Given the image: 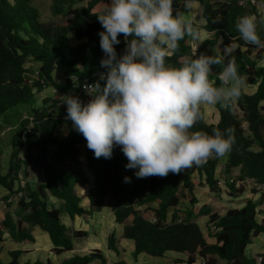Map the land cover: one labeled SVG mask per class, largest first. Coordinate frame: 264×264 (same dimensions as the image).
Here are the masks:
<instances>
[{
    "label": "trees",
    "instance_id": "obj_1",
    "mask_svg": "<svg viewBox=\"0 0 264 264\" xmlns=\"http://www.w3.org/2000/svg\"><path fill=\"white\" fill-rule=\"evenodd\" d=\"M108 1L53 0L52 14L68 18L66 25L53 29L39 22L40 12L30 5V0H0V119L18 106L31 108L30 115L20 121L12 137L5 174L0 167V187L9 192L7 197L0 199L6 208L0 220V250L5 234L15 242H34L26 228V225H34L49 235L55 255L71 252L73 242L61 222V211L48 208V197L61 200L63 210L74 218L100 212L105 198L113 195L116 222L124 226L123 238L134 242L135 259L141 254L164 257L167 252H178L188 256V264H194L198 259L203 264H220V261L224 264H264V252L252 258L246 253L253 238L264 232V224L258 222V206L264 203V190L259 189L264 185V48L246 44L239 38L235 27L238 18L245 14L262 15L264 0H256L259 7L251 0H193L201 7L206 21L204 29L214 35V39L199 45L196 56L215 45L221 48L222 54L225 46L234 45L231 58H234L238 72L246 77V86L231 109L215 105L219 114L217 124H207L203 119L190 131L212 135L214 128L221 131L229 127L234 129L235 144L232 151L224 155L227 159L223 175L227 180L228 194L232 197L243 194L248 188V180L256 184L253 192L260 193L258 201L248 200L242 208L229 209L223 215L213 213L206 206L199 210L198 215L208 216V225L214 227L211 236L215 243L207 241L200 225L193 219L197 197L191 175L198 172L205 177L199 186L205 185L211 192H219L216 170L221 157L213 155L205 164L193 165L186 173L137 178L135 172L138 169H126L128 160L120 146H114L110 159L96 158L87 147L86 139L66 118L67 108L56 112V100L49 105L45 99L42 107L33 108L35 96L45 89L52 88L58 94L71 93L76 85L92 78L102 68L100 62L104 52L98 33L104 29L95 9ZM181 2L183 0H173V9ZM70 34L83 42L71 45ZM257 34L264 42V24L258 23ZM118 39L120 43L114 48L119 57L126 50V41L123 34L118 35ZM187 41V36L179 41V50L166 58L167 64L180 67L183 58L192 54ZM213 55L215 53L207 56ZM28 64L32 66L28 67ZM57 65L64 68V83H57L54 79ZM211 67L210 79L219 86L222 66ZM99 82L105 83L103 80ZM62 125H67L69 130L63 139H59L56 132ZM82 154L94 177V187L87 194L88 210L82 207V199L76 190L78 185H86L88 178L81 170L65 169L67 163L79 166ZM236 169L239 175L233 178L232 172ZM31 170L42 171L46 177V182L37 190H33L29 183L21 186L23 180H28ZM125 177H130L131 182H125ZM230 178L235 179L234 183L228 181ZM236 181L241 182L239 187L235 186ZM185 190L191 196L187 205L182 201ZM12 197L18 198L16 213L10 210ZM151 216L157 221L151 222ZM84 236L86 233L82 231L74 234V238ZM109 249L119 254L114 234L109 237ZM22 254L19 250L11 251V261H0V264H30L21 263ZM258 259H261L260 263ZM96 260L108 264L99 249L86 255H75L60 264H90ZM114 264L127 263L119 261Z\"/></svg>",
    "mask_w": 264,
    "mask_h": 264
},
{
    "label": "clouds",
    "instance_id": "obj_2",
    "mask_svg": "<svg viewBox=\"0 0 264 264\" xmlns=\"http://www.w3.org/2000/svg\"><path fill=\"white\" fill-rule=\"evenodd\" d=\"M183 3L187 11L174 16L173 0H111L95 14L104 29L98 34L104 52L101 67L107 69L99 80L105 83L84 86L91 97L87 103L71 95L58 97L94 156L110 159L114 146H120L128 160L126 169H138L137 178L179 174L213 155L230 153L235 144L231 127L214 128L212 135L190 131L204 119L205 106L231 109L246 77L231 58L234 45L213 56H196L197 47L180 67L166 63L185 36L201 39L199 27L186 15L193 0ZM258 23L264 24V14H245L235 27L246 44L264 48ZM120 34L126 50L118 57L114 45L120 43ZM212 65L222 66L219 86L210 79ZM124 180L131 182L130 177Z\"/></svg>",
    "mask_w": 264,
    "mask_h": 264
},
{
    "label": "crops",
    "instance_id": "obj_3",
    "mask_svg": "<svg viewBox=\"0 0 264 264\" xmlns=\"http://www.w3.org/2000/svg\"><path fill=\"white\" fill-rule=\"evenodd\" d=\"M178 11L179 12L187 11L184 8L183 2L180 3L179 7L173 9V15L175 16ZM262 13L264 14V8L262 9ZM186 15L188 16V18H191L193 20L194 24L197 27H199L201 31L200 40H193L191 37L187 36L188 37L187 43L191 47V53L195 48L198 47L197 52H196V55H197L199 53V45L206 40L213 39L214 35L212 33L207 32L204 29L206 21L202 16L201 7L198 3H193L192 9ZM69 41L71 45L76 46V44L74 45L71 43L72 40H71L70 35H69ZM78 42L82 43L83 41H78ZM215 52H219V53L221 52V48L218 45H216L213 48H207L204 55H209ZM203 111L205 113L204 121L207 124H217L219 122V114L215 106H205ZM59 129H61L60 134L58 133ZM68 130L69 128L67 125H62L57 129L56 135L58 136L59 139H63L68 133ZM83 158H84V154H82L79 158V163H78L79 166L72 164V163H67L65 165V169L74 170V171L81 170L83 171L85 176L88 178V183L86 185H78L76 187L77 193L82 199V202H81L82 207L85 210H88L90 209V203L88 201L87 194H88V191L94 187V177L91 171L87 168L86 164L84 163ZM226 159H227V156H222L220 158V162L216 170L217 181H222L223 183L226 182V178L223 175V168L225 166ZM221 164H223L222 167L220 166ZM7 167H8V162L6 164V169ZM6 169L4 172L2 171L1 172L5 174ZM186 171L187 169L184 170V173H186ZM221 174L224 176L223 179L221 178ZM235 174L239 175L238 169L232 172L233 178H235L234 176ZM191 180L195 184L194 193L197 197V203L194 208L195 216L193 217V219L198 224L199 222L197 221V218H200V217L206 218V224H208V216L198 215L199 210L205 206L211 210L212 208L211 206L217 204L215 200L212 201V198L209 202V205H206L207 203L200 202V198H201L200 192L202 188H204V190H207V192L211 194L213 197L217 196L218 198H220L223 195L224 196L227 195L230 198H234L235 199L234 201H237V203L235 204H239L238 206L234 208H238V209L242 208L248 200L258 201L260 197V193L253 192V189H252L253 187L250 186V183L253 181H250V180L246 181V184L248 187L247 190L243 194L239 196H235V197H232L228 194L229 191L226 187L227 184H224L221 187H219V192L217 193L211 192L208 186H205V185L199 186L198 183L204 182L205 177L200 176L198 172H194L191 175ZM45 182H46V177L44 173L39 170H35V171L31 170L28 180L22 181V183L24 184L29 183L30 187L33 190H37L38 187L44 184ZM218 193H221V194H218ZM185 194L186 195L183 197L182 201L185 205H187L189 204V199L191 196H190L189 191L187 190H185ZM8 195H9V192L5 190L4 188L0 187V199H3L7 197ZM107 200L111 201V203L108 206L105 205ZM114 202H115V199L113 195H108L104 200L103 207L100 212L94 213L90 216L83 215V216H75L74 218H72L69 214H67L63 210V202L61 200L54 198L52 196H49L48 199L46 200L47 206L49 209H59L61 211V214H60L61 222L67 228V236L70 239H72L73 250L71 252H68V253H65L59 256L55 255L52 252L54 245L49 235L43 230H41L40 228H38L37 226L26 225L28 232L34 237L35 241L19 243V242L13 241L9 237L8 234H5L4 242L2 243L1 250H0V261L3 263L10 262L11 261L10 252L19 250L23 252V254L20 257L21 263L34 264L35 262H42L45 264H60L63 260L71 258L75 255H86L92 250L99 249L104 253V256L106 257L108 264H114L119 261H125L127 264H163V263L165 264H188L187 263L188 256L186 254L178 253V252H167L164 257H154V258L148 257L149 255L147 254H141L139 255L137 259H135L134 258V250H135L134 242L123 238L124 226L116 222L115 215L113 212ZM2 203L4 202L0 201V206L2 205ZM10 203H11L10 210L13 213H16L19 209L18 198L12 197V199L10 200ZM152 206L156 207V204H153ZM260 208L261 209L264 208V203L258 206V212ZM229 209H232V208H229ZM229 209L224 210L222 212H218L214 209L211 211L213 213H218L220 215H223ZM4 212L0 211V220L3 219ZM172 212L173 210H171L170 214ZM259 218H261L262 220L264 218V215L258 213V222L260 223ZM169 219H170V216H169ZM208 226L210 228L209 234L210 233L213 234L214 227L212 225H208ZM79 231L85 232L86 236H84L83 238H74L75 232H79ZM111 234H114L117 239V248L119 250V254L109 249V237ZM263 236H264V232L261 233L257 238H255L254 239L255 241L252 242L248 246L246 250L248 257L250 258L256 257L257 255L264 252V249H263L264 237ZM208 242L215 243V240L213 242H210V241ZM90 264H102V262L99 260H96V261L91 262ZM194 264H203V261L201 259H198ZM220 264H224V262L222 263L220 262Z\"/></svg>",
    "mask_w": 264,
    "mask_h": 264
},
{
    "label": "rangeland",
    "instance_id": "obj_4",
    "mask_svg": "<svg viewBox=\"0 0 264 264\" xmlns=\"http://www.w3.org/2000/svg\"><path fill=\"white\" fill-rule=\"evenodd\" d=\"M111 2V0H109L107 3H103L100 4L96 7L95 11L99 14L104 6L106 4H109ZM53 4V0H30V5L37 9L40 12V20L39 22L41 24H48L50 25L53 29L56 27H61L64 26L68 23V18L64 17V16H55L52 14L51 12V6ZM80 6V5H79ZM71 37V43L72 44H76L78 45L81 42H78L74 39V36L72 34H70ZM214 39V38H213ZM216 46V45H215ZM213 46V47H215ZM210 47V48H213ZM32 66V64H28V67ZM54 79L56 80L57 83H64L65 81V76H64V68H62L60 65H57L55 73H54ZM101 83V82H100ZM102 85V83H101ZM66 96V95H65ZM48 100L49 101V105H52L53 102L52 100H56L58 102L57 104V108L56 112L58 113L59 111H63L65 110L67 107L66 104H62L63 101L61 99L58 98V96L55 94L54 89L52 88H47L45 89L42 93L37 94L35 96L34 102H33V108H40L43 106L42 101L43 100ZM31 113V108L29 107H25L24 105L22 106H18L10 111H8L4 117H2L0 119V167H1V171L4 172L6 169V164L8 162L9 159V155L11 153V140L12 137L14 135V133L18 130L19 128V123L22 119H24V117H28ZM61 129L58 130V133L60 134ZM225 159V158H224ZM223 159V160H224ZM221 167L223 166V164L220 165ZM235 178L238 177L237 174L234 175ZM221 178L223 179L224 176L221 174ZM255 183L251 182L250 186L251 187H255ZM227 193V192H226ZM221 194V193H218ZM217 194V195H218ZM200 202L201 203H207L206 205H209V202L212 198V201L215 200V202L217 203L216 205L211 206V210H216L218 212H222L224 210H227L229 208H234L236 206H238L239 204H235L237 203V201H234V198H230L227 195L226 196H221L220 198H218L217 196L213 197L211 194H209L207 192V190H204V188L201 189L200 192ZM231 202V204H230ZM111 203L110 200L106 201L105 205H109ZM235 204V205H234ZM5 204L2 203V205L0 206V211L4 212L5 211ZM201 207V206H199ZM141 212H144V208L141 207ZM259 213L264 215V208H260L259 209ZM197 221L199 222L201 229L205 235V237L207 238L208 241L213 242V238H212V234H209V226L208 224H206V218L204 217H200L197 218ZM260 223L262 222V224H264V218L261 220V218H259ZM264 237V236H263ZM254 238L252 240V242H254ZM251 251V250H249ZM148 257H152V256H148ZM154 258V257H152ZM222 263V261H220ZM165 264V263H163Z\"/></svg>",
    "mask_w": 264,
    "mask_h": 264
},
{
    "label": "built area",
    "instance_id": "obj_5",
    "mask_svg": "<svg viewBox=\"0 0 264 264\" xmlns=\"http://www.w3.org/2000/svg\"><path fill=\"white\" fill-rule=\"evenodd\" d=\"M251 3L254 4V5H257L256 0H251ZM241 4H243V3H241ZM257 6L259 7V5H257ZM106 71H107V70H106L105 68L102 67L101 69H99V70L93 75L92 78L87 79V80H86L84 83H82V84L76 85V86H75V90L72 91L71 93H68V94H58L56 90H54V92H55L56 95H58V97H60V96H65V95H66V96H67V95H71V96H75V95H76L77 97H79V99H80L83 103H87V102L91 99V97L85 92L84 86L87 85V84H92V83H94V79L99 80L100 74H101V73H104V72H106ZM226 181H227V180H226ZM228 181H229L230 183H234L235 179L230 178V179H228ZM224 184H227V182H224V183H223L222 181H218V187H221V186L224 185ZM240 185H241V182H240V181H236L235 186H236V187H239ZM21 186L24 187L25 184L22 183ZM226 187H227V189H228V191H229L228 186H226ZM259 189L264 190V185H260V186H259ZM20 195H21V194H20ZM150 221L154 223V222L157 221V219H156L154 216H151V217H150ZM260 262H261V259H258V263H260Z\"/></svg>",
    "mask_w": 264,
    "mask_h": 264
}]
</instances>
